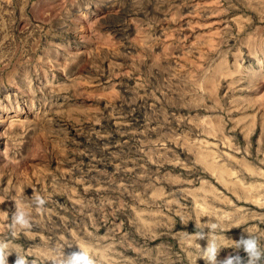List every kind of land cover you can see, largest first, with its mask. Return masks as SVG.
Returning <instances> with one entry per match:
<instances>
[{"label":"rangeland","instance_id":"1","mask_svg":"<svg viewBox=\"0 0 264 264\" xmlns=\"http://www.w3.org/2000/svg\"><path fill=\"white\" fill-rule=\"evenodd\" d=\"M241 234L264 249V0H0L9 264L247 260Z\"/></svg>","mask_w":264,"mask_h":264},{"label":"clouds","instance_id":"2","mask_svg":"<svg viewBox=\"0 0 264 264\" xmlns=\"http://www.w3.org/2000/svg\"><path fill=\"white\" fill-rule=\"evenodd\" d=\"M33 203L36 206V210L41 211L46 201L40 195H35ZM11 220L14 230H25L32 227L30 212L26 210L25 205L19 202L15 205ZM218 227L219 225L215 223L210 225L212 231H215ZM15 234L16 231H13V235ZM193 236L197 240L206 238V234L203 231L196 232ZM195 246L201 250V258L205 261V264H259L261 259H264V249L261 248L259 239L251 235L245 236L241 234L240 238L235 240V247L246 254L247 260L240 255H228L222 260H217L220 245H218L215 238L211 239L205 248H201L199 244ZM12 254L10 243L0 240V264H9L8 257ZM15 254L14 264H29L28 260L19 251ZM52 264H96V261L87 249L77 248L76 251L67 253L60 251L58 255L52 258Z\"/></svg>","mask_w":264,"mask_h":264},{"label":"bare ground","instance_id":"3","mask_svg":"<svg viewBox=\"0 0 264 264\" xmlns=\"http://www.w3.org/2000/svg\"><path fill=\"white\" fill-rule=\"evenodd\" d=\"M214 81V80H213ZM207 84V83H206ZM209 84H211V83H209ZM218 84V83H217ZM213 85V84H212ZM206 148V147H205ZM199 154V153H198ZM200 157H201V155H200ZM212 158V157H211ZM209 164H210V162H209ZM220 168V167H219ZM215 170V169H214ZM223 171V170H222Z\"/></svg>","mask_w":264,"mask_h":264}]
</instances>
